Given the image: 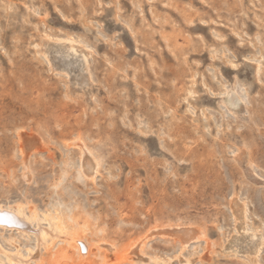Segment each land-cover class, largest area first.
<instances>
[{
	"label": "rangeland",
	"instance_id": "1",
	"mask_svg": "<svg viewBox=\"0 0 264 264\" xmlns=\"http://www.w3.org/2000/svg\"><path fill=\"white\" fill-rule=\"evenodd\" d=\"M18 131L41 137L26 162ZM75 135L104 155L94 182L73 177ZM14 199L78 204L106 242L202 220L210 257L158 234L144 252L264 264V0H0V202ZM2 232L7 251L32 243Z\"/></svg>",
	"mask_w": 264,
	"mask_h": 264
},
{
	"label": "bare ground",
	"instance_id": "2",
	"mask_svg": "<svg viewBox=\"0 0 264 264\" xmlns=\"http://www.w3.org/2000/svg\"><path fill=\"white\" fill-rule=\"evenodd\" d=\"M68 40H70V49H75L72 39H68ZM226 89L227 88H225V90ZM240 92L241 90L239 91L238 94H240ZM234 94H235L234 99H236L238 97L237 93L234 92ZM188 95H191V94H189L188 92ZM223 95H226L225 92ZM237 99L235 101H237ZM44 128L47 129L45 126ZM23 133L22 131H18L17 141H15L17 142L16 143L17 145L16 144L15 145H16V153L18 157H20L23 162H26V160L30 158L31 155L35 154L36 152L38 153L37 149L40 147L36 146V139L38 137L36 138L35 132H31L28 134L26 133V136H24L25 134L23 135ZM40 138H38L39 139L38 142H40L41 140ZM88 144L89 143L86 144V141H84L80 135H75L71 137L70 139H67L64 141V145L67 149H71V148L73 149L74 147V148H77L79 152V154H77L78 162L77 164L75 163L76 166H75V169H73L74 170L73 177L77 180H86V181L91 180L94 182V180L100 173L99 171L101 167L102 158L104 155L102 154L101 151L97 149H93L90 146H88ZM47 157L51 158L52 155L48 153ZM74 159L75 158H73V160ZM71 167L72 166H70V168ZM54 186L57 187V184H54ZM78 207H79L78 204H74V206L72 207H68V206L61 207L59 204H54V205H51V207H48V208L46 207L45 209L40 210L34 205L33 206L28 205V203L24 200L22 201L17 200L13 203L0 202V228L3 229V232H4V229L9 228L10 231L12 232L15 231V233H18L20 237L25 236V237H22L21 239L23 238L25 239L27 237L29 238V240L30 239L32 240V243L29 242L31 243L30 245L26 247L22 245L24 247V250L23 249L21 250L18 246V243L17 244L14 243L15 241H17L15 237L13 236L14 239H12L13 237L10 238L11 243L10 242L8 243L12 244V241H13L14 243L12 244L13 249L12 250L10 249L7 251L6 248L3 249L0 246V264H4L7 262L16 263V264L17 263L18 264H190L191 262L190 257L186 259H182V258L180 259V257L178 256L180 255V253H182L183 250L192 248L194 251L193 254H197L199 260H204L207 257H210L214 253V250H215L214 249L215 242L208 236L207 226L205 222H203L202 220L201 221L191 220L187 223H181L177 221V222L167 223L166 225H162V226L157 225V226H154L152 230L150 229L146 233H143L144 235H141L140 237L133 239L132 241H129L126 243H119L116 240H111V241L106 242V239H103V236H100L101 238L96 236L98 234H101L102 231L104 232V229L102 227H99V228L95 227L96 225L94 226V224L91 223V221L87 218L80 219V211L82 209L80 210ZM246 209L248 210V208ZM245 212L247 211H244V213ZM231 215H234V214L231 213ZM243 216L244 215H242V217ZM245 217L248 218V216H245ZM233 223L235 222L233 221ZM154 234H158L160 237H163L165 241L169 242L170 245L173 244L175 247L179 249V254L174 257V258H177L176 262L173 261V258H166V257L163 258L157 255H152V254L150 255L144 252V247L147 245L148 238L150 236H153V237L156 236ZM251 235H254V234H251ZM20 237L18 236L17 238H20ZM232 238L233 240H230V245H229L230 249L228 250L235 251L238 248L237 245H238L239 239L237 236L232 237ZM225 240L228 241V239H225ZM249 240L250 239H248V241ZM23 241L24 240H22V242ZM260 242L261 244H263V241H260ZM224 244L225 242L221 240L220 245L223 246ZM197 247H200L201 249L197 250L196 249ZM223 248L224 247H222V249ZM259 250H260L259 248L255 250L256 255L259 252ZM223 253H226V252L224 251ZM235 254L236 253H234V255Z\"/></svg>",
	"mask_w": 264,
	"mask_h": 264
}]
</instances>
